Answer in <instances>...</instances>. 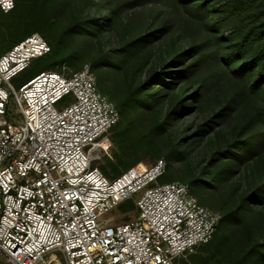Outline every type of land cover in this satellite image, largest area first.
Segmentation results:
<instances>
[{
	"label": "trees",
	"instance_id": "1",
	"mask_svg": "<svg viewBox=\"0 0 264 264\" xmlns=\"http://www.w3.org/2000/svg\"><path fill=\"white\" fill-rule=\"evenodd\" d=\"M14 1L0 16L11 19L0 56L33 34L51 52L13 81L62 63L80 70L90 58L99 92L119 112L103 175L164 160L172 182L221 216L192 264H264V0ZM142 2L165 3L179 24L122 25Z\"/></svg>",
	"mask_w": 264,
	"mask_h": 264
},
{
	"label": "built area",
	"instance_id": "2",
	"mask_svg": "<svg viewBox=\"0 0 264 264\" xmlns=\"http://www.w3.org/2000/svg\"><path fill=\"white\" fill-rule=\"evenodd\" d=\"M14 8L0 0V16ZM50 52L33 34L0 56V264H177L194 254L221 216L187 184H156L164 160L103 175L97 164L119 112L88 64L13 86ZM134 197L136 219L116 222L113 211Z\"/></svg>",
	"mask_w": 264,
	"mask_h": 264
},
{
	"label": "rangeland",
	"instance_id": "3",
	"mask_svg": "<svg viewBox=\"0 0 264 264\" xmlns=\"http://www.w3.org/2000/svg\"><path fill=\"white\" fill-rule=\"evenodd\" d=\"M2 18L4 17L3 15L1 16ZM158 21V22H165L168 21L170 23V25H173V23H175V26L178 22H180V16L178 17V15L176 13H173L170 11V8L168 5H166L165 3H145L142 2L140 4V6L135 7L132 6L125 14H122V22L124 26H130V28L132 29H137L139 27H141L142 25L151 22V21ZM11 25V19H5L2 23H0V32L3 33L6 31V28ZM3 27V28H2ZM5 28V29H4ZM3 29V30H2ZM131 29V30H132ZM176 30V28H175ZM172 32H174V27L171 30ZM168 36V35H167ZM184 36H188V33L184 34ZM175 37L171 36V41L169 42V45L172 43V40ZM161 43V42H159ZM3 49H5L4 46H2V38H1V34H0V54H2ZM87 59V57L85 58ZM90 58L87 59V61L84 64H89ZM106 68V67H105ZM73 69V68H71ZM104 69V68H103ZM38 70H44V68L38 69ZM25 72L22 73L21 75H19L20 77L18 79H22V77H24ZM108 83L110 82V79H108ZM12 84L13 86L18 89L19 84L16 83V81L12 80ZM108 97V95H107ZM109 98V97H108ZM185 122H180L179 128L180 130L183 129L182 125H184ZM176 127H172V129L174 130ZM171 130V129H170ZM110 144H109V148L107 149V154L104 155V157L102 158L101 161H99V163L97 164L98 167L101 166H106L107 165V160L106 158H110L114 152L116 151V147L112 141V135L108 134L107 135ZM177 163L176 162H170V165L175 166ZM142 166H149L148 164L145 163H141ZM180 172H182L183 170L181 169V167L178 169ZM177 174V173H176ZM172 174H170L169 172L165 173L162 177H160L157 180L156 184H165V183H169L174 181L172 179ZM180 176V175H178ZM177 181V180H176ZM178 182H182L181 180H179ZM184 183V182H183ZM137 197H134L133 200L129 201L130 203L120 206L117 209H115L113 211V215L117 218L116 222L118 223H124V222H132L136 219L137 217V208H136V202ZM133 204L134 208L133 210H128V208H130V205ZM195 254V253H194ZM193 255H187V256H183L181 259H179L177 261V264H192V260L190 259Z\"/></svg>",
	"mask_w": 264,
	"mask_h": 264
}]
</instances>
